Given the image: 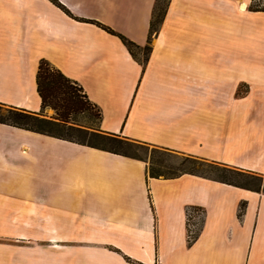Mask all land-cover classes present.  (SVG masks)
<instances>
[{
    "label": "crops",
    "instance_id": "0c3cea01",
    "mask_svg": "<svg viewBox=\"0 0 264 264\" xmlns=\"http://www.w3.org/2000/svg\"><path fill=\"white\" fill-rule=\"evenodd\" d=\"M57 1L70 15L49 0H0V104L41 114L45 59L84 89L102 132L264 177L255 0H170L145 71L165 38L182 55L160 65L172 80L140 79L142 65L124 45L108 47L97 25L144 47L157 0ZM39 2L55 11L51 42L43 26L31 32ZM223 17L234 25L225 30ZM242 17L261 21L241 33ZM192 211L203 218L190 245ZM0 264H264V192L193 174L152 178L143 160L0 123Z\"/></svg>",
    "mask_w": 264,
    "mask_h": 264
},
{
    "label": "trees",
    "instance_id": "16d2710c",
    "mask_svg": "<svg viewBox=\"0 0 264 264\" xmlns=\"http://www.w3.org/2000/svg\"><path fill=\"white\" fill-rule=\"evenodd\" d=\"M170 0L160 9V0H157L153 18L150 23V34L146 46L141 47L125 37H121L129 52L135 60L142 65H146L151 53L154 37L159 33L161 25L166 16ZM255 11H264V7L254 8ZM108 32L114 31L103 26ZM37 89L42 100V111L52 108L56 112V117L48 119L40 113H32L15 107H7L0 104V123L10 124L19 128H24L38 133H43L78 143L109 151L115 154L133 157L146 162L145 159L137 154H130V148L142 149L149 145L133 142L126 138H121L115 134H107L99 130L101 120L100 111L90 103L84 89L75 81L65 76L60 70L56 69L47 60L40 61L37 73ZM6 108V113L2 114V109ZM95 109V116L98 121V129L87 130L75 125L74 116L81 112H89ZM75 135L81 136L84 141L75 139ZM89 139V141H87ZM109 146V147H108ZM153 152L167 153V150L153 147ZM170 152V151H168ZM173 153V152H171ZM204 170L219 172L223 179H215L203 173ZM149 176L152 178L173 179L183 174L200 175L206 178L215 179L233 186L261 191L264 180L262 175L248 171L238 170L223 166L214 162L184 156L178 167L166 166L162 163H153L148 168ZM235 178L237 181L228 179ZM256 181V186H252V181ZM254 185V183H253ZM198 211V209H194ZM190 213V211H189ZM190 218V215H189ZM199 230L194 234H189V244L191 245L198 237Z\"/></svg>",
    "mask_w": 264,
    "mask_h": 264
},
{
    "label": "rangeland",
    "instance_id": "374dc122",
    "mask_svg": "<svg viewBox=\"0 0 264 264\" xmlns=\"http://www.w3.org/2000/svg\"><path fill=\"white\" fill-rule=\"evenodd\" d=\"M168 1L169 0H160V9L164 8L165 4ZM49 2H50L51 5H53V6L56 5L59 8H61L63 11L65 10V12L68 15H70V13L64 8V6L61 5L57 0H49ZM257 7H264V0H255V2L253 4V9L257 8ZM54 14H55V11L52 8V6L45 5V4H43V2H39V3L35 4V5H31L30 9H29V22H30L31 32L36 30L37 26L38 27L39 26L40 27L43 26L45 32L47 33L46 34V40H47V42H51L53 40V38H54V36H53V31H54L53 29L54 28H53V26H50V21L55 19V15ZM223 19L224 20L222 22V26H223V28L225 30L227 28H229V26H233L234 25V23H233V20H235L234 17L233 18L223 17ZM258 20L259 19H257L256 17L251 18L250 20H247L244 17L238 18V20H237L238 23L237 24H238L239 28H237V30L239 32L241 31V33H243L244 30L240 29V28H244L245 26L248 27V26H252V25H255V26L259 25L261 20H259V21ZM97 25H98L99 28H101V30H103L105 33H107L109 35V37L107 39V43H106V45L108 47H110V46L114 47V45L119 43V45L120 44L124 45L127 48V46L125 45V43L123 42L121 37H125L128 40L132 41L131 39H129L125 35L117 32L111 25H107V24H103V23H97ZM103 26L113 30L114 34L108 32L106 29L103 28ZM245 33L243 34L244 36H245ZM149 34H150V30H149ZM148 39H149V36H148ZM147 43H148V40H147ZM147 43H146V45H147ZM135 44H137V43H135ZM254 45H256V46L254 48V54L252 55L253 56V60L252 61H254L255 63L264 62V44L260 42V44L257 45V43L255 42ZM158 47L160 49V53H158V56H156L157 62L155 64H153L151 70L145 71L147 66L146 65H142L141 63H139L137 61L143 67L142 70H141L140 75H138L140 79L144 77V74H145V73H143L144 71L147 72V74L145 75L146 78L153 77V78H155L157 80H166V79L167 80L168 79L172 80V79H175L173 76H170V75L169 76H165V75H163L164 72L160 69V65L165 63V61L167 59L171 60L174 63L180 62L181 58H182V55L180 54L181 51L175 50L174 52H169L170 48H168L166 46L165 38L163 39V41H161V43L159 44ZM178 47H181V46H178ZM178 49H180V48H178ZM237 56L239 57V61H240V60H242V58L244 59L247 55L238 54ZM248 56H249V54H248ZM221 57H222V59H221L222 61H225V60L229 61L230 54L226 53L224 55H221ZM74 70L83 79H85V80L88 79L87 76H86L85 70H81V69H78V68H75ZM5 113H6V108H3L2 109V114H5ZM95 114H96L95 109L94 110H90L89 112L78 113V115L74 116V118H73L74 121H75V125H77L79 127H82V128H85L87 130L98 129V121L96 119ZM41 115L43 117H46V118H53V117H56V112L52 108H47L45 112L41 113ZM75 139L79 140V141H84V139L81 136H79V135H75ZM87 141H89V139H87ZM153 149H154L153 147H145V148H142V149L138 150V149H135L133 147V148H130L128 150V152L130 154H137L138 156H140L143 159H145L146 163H147V168H149L151 166V162L158 163V164L162 163L163 165H166V166L178 167L181 164V162H182V160L184 158V155L171 153V152H168V151H166L167 153H164V152L163 153H160V152H156L155 153V152H153ZM203 173L208 175V176H210V177H212V178H215V179H221V178L223 179V177H224L221 173H219V172H211V170H204ZM228 179L233 180V181H237L235 178H232V177H228ZM253 183H254V185H253ZM252 186H256V181H254V180L252 181ZM261 191L264 192V180H263V183H262V186H261ZM191 215H193L196 218V223L198 225V228H200L201 227V223H202V218H203L202 213L193 212L192 211ZM193 216H192V218H193Z\"/></svg>",
    "mask_w": 264,
    "mask_h": 264
},
{
    "label": "built area",
    "instance_id": "2783aa9c",
    "mask_svg": "<svg viewBox=\"0 0 264 264\" xmlns=\"http://www.w3.org/2000/svg\"><path fill=\"white\" fill-rule=\"evenodd\" d=\"M198 225L196 222H191V220H189V234L190 235H194L197 231H198Z\"/></svg>",
    "mask_w": 264,
    "mask_h": 264
}]
</instances>
